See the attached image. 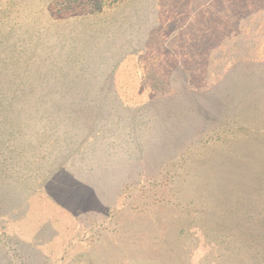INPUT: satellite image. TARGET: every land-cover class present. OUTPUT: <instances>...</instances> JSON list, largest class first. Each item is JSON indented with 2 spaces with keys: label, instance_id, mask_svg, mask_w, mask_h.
Wrapping results in <instances>:
<instances>
[{
  "label": "trees",
  "instance_id": "trees-1",
  "mask_svg": "<svg viewBox=\"0 0 264 264\" xmlns=\"http://www.w3.org/2000/svg\"><path fill=\"white\" fill-rule=\"evenodd\" d=\"M46 1L50 10L33 16L0 0V264L58 263L77 236L132 208L126 204L132 197L129 186L147 179L168 182L170 166L185 162L186 151L196 144L220 140L236 128H260L256 121L231 125L204 117L229 110L233 96L246 86L247 107L254 110L255 94L264 96L259 91L264 79L247 78L243 88L223 89L210 105L213 113H200L202 106L193 108V103L178 106L173 92L135 101L130 93L140 92L141 80L117 82L115 72L144 37L127 30L148 20L121 21L125 25L119 30L102 28L95 20H68L78 0ZM40 2L31 0L34 8ZM138 2L141 8L159 7L150 0ZM183 2L173 4L175 9L189 7ZM53 16L65 18L59 34H53ZM136 65L145 67L147 61ZM151 85L148 81L143 91H151ZM78 112L92 113L93 133ZM193 113L198 118L188 119ZM257 172L253 181L264 185V172ZM132 190L133 209L139 212L140 202L150 204L162 195L156 186ZM258 222L243 220L241 231L248 230L251 243L261 230Z\"/></svg>",
  "mask_w": 264,
  "mask_h": 264
},
{
  "label": "rangeland",
  "instance_id": "rangeland-1",
  "mask_svg": "<svg viewBox=\"0 0 264 264\" xmlns=\"http://www.w3.org/2000/svg\"><path fill=\"white\" fill-rule=\"evenodd\" d=\"M135 1L78 0L72 3L74 12L68 18L71 22L95 20L102 28L116 30L127 19L148 20L144 26L127 30L132 34L141 31L144 37L115 72L117 82L123 77L131 85L141 80L140 92L130 93L135 101L173 92L178 106L193 103V108L202 106L200 113H213L210 105L223 96V89L234 84L243 88L247 78L264 79V0H184L189 7L181 5V10L173 4H183V0H150L157 8H141ZM1 2L11 10L31 11L33 16L50 10L46 0L35 8L31 0ZM52 19L53 34H59L65 18ZM142 59L147 61L145 67L136 65ZM154 78L161 79L157 83ZM146 81L151 82V91H143ZM248 90L246 86L241 95L233 96L229 110L204 118L245 126L256 121L264 129V96L256 93L255 109L249 111ZM184 92H190V97L181 96ZM78 115L93 133L92 113ZM197 118L193 113L188 119ZM260 128L246 132L236 128L220 140L196 144L186 151L185 162L170 166L173 178L168 182L147 179L129 186L132 197L126 198V204L132 208L107 218L100 229L90 228L77 236L56 264H264V185L253 181L258 170L264 172V132ZM148 186L160 188L162 195L150 204L140 202L144 204L139 212L133 209L137 197L132 189ZM245 218L259 221L256 226L262 221L252 243L247 240L248 230L241 231Z\"/></svg>",
  "mask_w": 264,
  "mask_h": 264
}]
</instances>
